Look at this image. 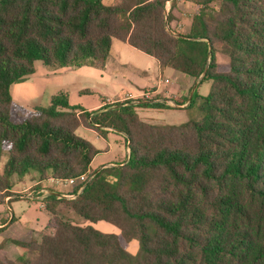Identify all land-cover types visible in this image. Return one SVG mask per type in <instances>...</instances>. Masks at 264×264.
<instances>
[{"label": "trees", "instance_id": "obj_1", "mask_svg": "<svg viewBox=\"0 0 264 264\" xmlns=\"http://www.w3.org/2000/svg\"><path fill=\"white\" fill-rule=\"evenodd\" d=\"M169 1L0 0V205L21 198L13 178L30 172L39 183H72L75 195H48L40 238L16 242L33 258L0 264H264V0H204L180 36ZM113 40L195 82L205 73L199 85L208 81L209 94L196 89L186 107L198 104L202 119L161 125L138 116L136 108H172L166 99L95 111L70 105L66 93L48 107L14 101L12 85L37 63L102 70ZM82 126L105 138L111 130L124 135L127 161L92 171L101 151L76 134ZM86 174L91 179L81 181ZM100 221L119 233L92 225Z\"/></svg>", "mask_w": 264, "mask_h": 264}, {"label": "rangeland", "instance_id": "obj_2", "mask_svg": "<svg viewBox=\"0 0 264 264\" xmlns=\"http://www.w3.org/2000/svg\"><path fill=\"white\" fill-rule=\"evenodd\" d=\"M198 1L200 3L204 2V0ZM213 5L214 4H211V6ZM177 30V26H175V31ZM113 44L111 57L109 58L107 66L104 70H97L90 63H85L77 68L78 70H74L77 71L75 72L76 74L66 73L59 75L55 73V75L54 73H50L42 78L45 79L43 84H35L33 82L34 76H30L27 80L12 85L11 92L14 93L15 89L18 87L27 89V87L30 88L31 86H34V97H30L29 100L27 99L28 101H26V105L31 106L48 107L51 104L52 98L60 93L68 94L69 100L75 104L93 106L96 102L101 103L102 98L116 99L121 91V86L122 88H129L131 87L132 83L138 84V82L143 81V79L147 81L156 79V77L151 79L149 74H143V71L139 70L144 68L152 69L157 63L153 58L132 50L129 45L124 44L119 40H114ZM218 61L219 63H227L228 58L219 53ZM40 68H44V66L41 63H37V72H39ZM45 68L47 69L48 67L45 66ZM168 71H170L168 72L169 78L175 82L176 76L173 75L175 70L169 68ZM176 73L180 72L176 71ZM58 77H61V79H56ZM200 78L197 81L200 82L202 80H200ZM209 91L210 83L208 81H203L202 84H200L197 88V93L201 96H207ZM176 107L178 106L173 103L172 108L163 109L161 114L150 112L148 116L155 119H144V121L161 125H177L185 123L189 120L200 121L202 119V114L199 111L198 104L196 103L188 109H180ZM140 116L143 117V114L140 113ZM81 130L84 131L83 129ZM109 142L111 143L112 151L108 158L117 156L122 157L125 155L126 146L123 136H111V140ZM101 144L107 145L106 142H101ZM5 162L6 157H3L0 160V175L3 173ZM21 181L25 184H27L28 181L33 183L39 182L38 175L34 172H30L22 178L15 176L13 178V188L16 192H13V194L20 195L21 198L18 200H13L9 207L3 208L1 210L2 215L5 216V222L10 221L9 217L14 214L16 220L22 218L23 222L26 223L27 227L29 228V230L24 232L18 230L13 224L2 236L7 240V242H9V244H4V247L2 246V253L0 252V257L15 261L32 259L33 255L24 251L19 246L12 244V239L26 241L31 238H35L38 231L46 226L50 216L46 209H42L40 207L43 200H32L28 197L27 192L21 193V190L23 189V186L20 184ZM33 189L35 191L41 189V184H35ZM61 210L67 219L79 224L84 223L82 218H80L75 213L64 209V206H61ZM92 225L104 233H119V229L116 226L104 221H100ZM39 238L40 235H37L36 239ZM138 249V242L135 240L132 241L129 246V251L133 254H136Z\"/></svg>", "mask_w": 264, "mask_h": 264}, {"label": "crops", "instance_id": "obj_3", "mask_svg": "<svg viewBox=\"0 0 264 264\" xmlns=\"http://www.w3.org/2000/svg\"><path fill=\"white\" fill-rule=\"evenodd\" d=\"M172 1L173 0H170L167 3V11H170V9H171V2ZM175 1H176V5L172 11V15L174 18L172 20L171 26H172L173 30H175V26H177V29H178L176 31L177 33L187 34L190 32L193 17L196 15L199 8L201 7V5L199 4L200 2L198 0H175ZM113 42H114V40H113ZM123 43L129 45L126 42H123ZM113 45L114 44L112 43V49H111L109 58L111 57V54H112ZM132 50L143 53V52L138 51L134 48H132ZM143 54H145V53H143ZM146 56H148V55H146ZM149 57L153 58L151 56H149ZM153 59L157 63H156V65L153 66L152 69L144 68V69H139V70L143 71L142 72L143 74L144 73L149 74L151 76V79L156 77L155 80L147 81V80L143 79V81L138 82V84L132 83L131 87H129V88H122V86H121V91H120V93L116 99L102 98L101 103L96 102L93 106H84V104H82V105L81 104H75L69 100L70 105H72V106L79 105V106H82L87 111H95V110L102 108L106 104H113L116 102H123L126 100L143 99L144 94H148L149 99H159L160 101L163 99H166L167 104H169L171 106L174 103L173 101H171L172 99H175V98L180 99V98H184V97H188V99H189L190 94H191V92H192V90L196 84H197V88H198L199 81L195 82V80L193 78H190V77H188L182 73H176V70H175V73H173V75L176 76V80H175V82H173V80L170 79L169 75H168V72H170V71H168L169 68H163L155 58H153ZM108 61H109V59H108ZM104 69H102V70H104ZM170 69H172V68H170ZM74 70H78V69H73L71 67L58 68V69H50V68L46 69L44 66V68L39 69V72H37V70H36V72L32 75V76H34L33 82L35 84L36 83H42L43 84V82H45V79H42V78H44V76H47L50 73H54V74L57 73L59 75L66 74V73L76 74L75 72H77V71H74ZM97 70H101V69H97ZM172 70H174V69H172ZM56 79H61V77H58ZM35 84H32V85H35ZM34 90H35L34 86H31L30 88L27 87V89L22 88V87L21 88L18 87L15 89L14 93H12V92L11 93H12L14 101H16L17 103H19L25 107H28V108H34L37 106L26 105V101H28L30 97H34V95H35ZM68 98H69V95H68ZM188 104H189V100H187L183 106L176 107V108L185 109ZM41 107H43V106H41ZM161 111H163V109L136 108V112L142 120H144V119L154 120L155 118L148 116L150 114V112H155L156 114H161L162 113ZM140 113L143 114V117L140 116ZM144 117H146V118H144ZM81 129H83L84 131H82ZM76 134L78 136L88 140L89 142H91L98 150L101 151L93 159V161L91 163V170L92 171H98V170L102 169L103 167L116 166L119 164H124L127 161V159H128V152H127L128 143H127L124 135H122L116 131L111 130L108 133L107 137L105 138V137L100 136L94 130L83 127V126L79 127L76 130ZM111 136H123V138L125 139L126 153L122 157L117 156V157H113V158H108V156H110L111 151H112V146H111V143L109 142L111 140ZM101 142H106L107 145H103V144H101ZM31 180H32V177H31ZM22 183H24V182H22V181L20 182L21 186H23L21 193H23V192L26 193L28 190L35 191L33 189V186L35 184H41V187L42 186L45 187L44 184L46 183V181L40 182V183L39 182L33 183V182H29V181L27 184H25V183L22 184ZM48 187H49V191H48L47 195H42L45 198L52 193L60 194L61 192H65V193H69V194H65V195H72L73 194V187H72L71 183H69L65 186H52L51 185ZM11 191L14 193L16 192L14 190V188ZM12 197H14V196L6 197L5 203L0 205V229L2 230V232H0V252L2 251V249H1L2 246L4 247V244H9V242H7V240L2 237L7 232L9 227H11L14 224V226L18 230H21L24 232L29 230L26 223L23 222L22 218L16 220V217L14 214H12V216L9 217L10 221L5 222V216L2 215L1 210L3 208L9 207L10 203L13 201V200H10ZM66 198H68V197H66ZM68 199H71V198H68ZM44 203L45 202L43 201L41 206H40L42 209H46V207H42V205ZM49 219H50V216H49ZM45 227L38 231V233L36 234V237L45 229ZM34 232H37V231H34ZM17 241H21V240L12 239L11 242H12V244L18 246L16 244ZM26 241H28V240H26ZM1 259H8V258H1ZM9 260H12V259H9Z\"/></svg>", "mask_w": 264, "mask_h": 264}, {"label": "built area", "instance_id": "obj_4", "mask_svg": "<svg viewBox=\"0 0 264 264\" xmlns=\"http://www.w3.org/2000/svg\"><path fill=\"white\" fill-rule=\"evenodd\" d=\"M143 97L145 99H149V95L148 94H144ZM128 152V158H129V149L127 150ZM91 179V177H89L88 174L82 176L81 178V181L83 182H86V181H89ZM70 182L68 181H62V180H57V179H50L47 181V183L45 184V187H41V189H39L38 191H30L28 190L27 193H28V197L32 200H35V199H41L44 201V198L42 195H47L48 191H49V187L48 186H65L67 184H69ZM72 184V183H71ZM65 194H69V193H65V192H61L60 195L61 197H68V198H75V195H65ZM27 197V198H28ZM42 207H45V203L42 205Z\"/></svg>", "mask_w": 264, "mask_h": 264}, {"label": "water", "instance_id": "obj_5", "mask_svg": "<svg viewBox=\"0 0 264 264\" xmlns=\"http://www.w3.org/2000/svg\"><path fill=\"white\" fill-rule=\"evenodd\" d=\"M176 36H180V34H175ZM205 76V73L202 75V77L200 78V80L203 78ZM196 88H197V84L195 85V87L193 88V90H192V92H191V94H190V97H189V102L192 100V97H193V94H194V91L196 90ZM116 107H119V106H116ZM53 195H56V196H59V197H61V195L60 194H57V193H52Z\"/></svg>", "mask_w": 264, "mask_h": 264}]
</instances>
